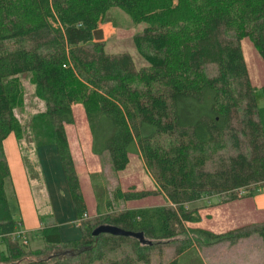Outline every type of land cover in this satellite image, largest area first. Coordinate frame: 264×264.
Segmentation results:
<instances>
[{
    "label": "trees",
    "instance_id": "obj_1",
    "mask_svg": "<svg viewBox=\"0 0 264 264\" xmlns=\"http://www.w3.org/2000/svg\"><path fill=\"white\" fill-rule=\"evenodd\" d=\"M112 8L145 25L133 45L146 65L136 68L128 54H105L99 25ZM243 43L251 44L264 68V0H0V235L17 223L5 190L10 170L4 141L22 135L15 115L23 106L22 75L29 76L45 107L31 118L37 147L56 148L76 220L88 210L66 132L75 123V107L83 112L93 154H106L114 172L139 155L167 200V205L105 215L95 227L83 220L81 240L58 250L77 256L50 264H150L151 250L173 243L187 233L186 225L200 222L191 204L212 196L238 200L264 187V82L254 83ZM210 65L216 67L212 77ZM230 149L234 155L205 171ZM145 194L115 193L123 201ZM104 225L142 233L152 245L95 234ZM248 227L218 235L197 232L211 242L235 243L253 234L264 241V224ZM36 236L50 246L61 243L54 225ZM4 242L3 264H49L39 261L46 250L28 252L19 243ZM126 243L135 259L103 263L106 253ZM190 246L183 241L177 255Z\"/></svg>",
    "mask_w": 264,
    "mask_h": 264
},
{
    "label": "rangeland",
    "instance_id": "obj_2",
    "mask_svg": "<svg viewBox=\"0 0 264 264\" xmlns=\"http://www.w3.org/2000/svg\"><path fill=\"white\" fill-rule=\"evenodd\" d=\"M99 28L106 37L105 40H102L106 55L128 54L133 59L136 68L146 65L133 45L134 36L143 31L145 28L144 24H133L123 11L118 8H112L104 16ZM242 47L244 60L254 78V83L260 86L264 82V68L261 61L251 44L243 43ZM207 73L211 77L215 76L216 67L208 66ZM19 79L22 84L24 99L23 106L15 111V115L21 124L22 135L17 140L9 138L4 144V149L8 162L13 166V154L16 152V147L18 148L28 177L31 195L36 202L39 197L43 200V195L46 192L45 185L52 190L61 187L64 184V174L56 148L54 146L37 147V142L31 129V118L34 114L44 111L45 107L35 97L34 87L29 83V76L22 75ZM73 113L75 123L67 127L66 132L75 172L80 184V191L84 196L88 210L87 214L84 215V221L95 227L100 222L101 217L105 215H116L130 208L167 205L164 194L159 192V188L147 172L139 155L130 156L129 164L124 171L114 172L106 154L101 157L93 154L89 128L80 107H75ZM38 148L41 149L39 150ZM234 154L233 149L221 152L219 156L214 158L213 162L206 165L205 171H213L214 163L219 158H227ZM41 167L43 168L44 176L42 175ZM13 174L15 182L18 176L17 171L16 173L13 171ZM45 176L47 177V182L44 181ZM42 185L43 189H41ZM13 190V186L8 181L6 194L11 204L14 200ZM117 191L123 193L142 192L146 194L141 199L123 201L116 198L115 193ZM259 196H264V187H260L252 196H246L241 200L222 202L221 198L212 196L191 204L189 206L190 209H198L201 217L200 222L186 225L187 233L176 237L173 243L164 244L162 242L160 246L151 250L149 253L150 264H167L174 259H176V264H264V241L256 234L231 243L227 240L211 242L204 235L197 232L202 230L218 235L220 231L224 234L248 226L251 228L255 224L257 226L264 224V201H260ZM259 201L260 204H258ZM42 205V210L48 209L46 202ZM64 209L65 218L63 220L65 221L68 217L65 205ZM79 221L76 220L74 224L72 219H70L65 227H80L81 223ZM22 230L29 237L30 244L28 243L29 247L27 246L26 251L29 248L38 247L39 242L35 239L36 235H31L25 229ZM1 241L0 248L6 253L5 243H3V240ZM183 241H187L191 246L183 255H177V247L181 246ZM58 250H46V255L42 258L56 253ZM125 257L135 259L129 243L122 245L121 249L117 251L106 253L103 263L111 260H121ZM258 258H260L259 261ZM55 260H50L49 264ZM94 264H100V262ZM135 264L143 263L136 262Z\"/></svg>",
    "mask_w": 264,
    "mask_h": 264
},
{
    "label": "crops",
    "instance_id": "obj_3",
    "mask_svg": "<svg viewBox=\"0 0 264 264\" xmlns=\"http://www.w3.org/2000/svg\"><path fill=\"white\" fill-rule=\"evenodd\" d=\"M105 39H106L105 34L102 32V40H105ZM9 138L14 139L13 136H10L4 141V144ZM38 149L40 150L41 148H38ZM4 152H5V149H4ZM5 156H6L7 164L10 170V178L8 181L10 182V185H12L14 188L13 203L11 204L9 201L10 209H11L12 214L14 215V219L21 223V229H25L29 231L31 235L38 234V232L41 231V229H43L45 225L57 226L60 240H61V243L59 245L50 246L49 244H45L39 237L36 236L35 239L38 240L39 246L34 249L29 248L28 252L36 251V250L50 251L51 247H55L54 249L60 250V248L63 245L81 240L82 233H81L80 227L76 225H75L76 227H65L67 221H69L70 219H72V222H74V224L76 221V216L74 213V208H73L70 193H69L66 181H65V177H64V184L61 187H58L56 190H52L44 184L46 192L43 195V200L40 199L39 197L37 198L35 202L34 197H32L31 195L32 193L30 191L28 177L24 169V166L22 163V156L18 148L16 147V152L13 154V157H14L13 166L10 164V162H8V157L6 153H5ZM41 169H42V175L44 176L43 168L41 167ZM13 171H15V173L17 171V175H18L17 176L18 180L16 179L15 182L13 180L14 178ZM46 178L47 177L45 176L44 178L45 182H47ZM8 181H6L5 183V190H6V185ZM41 189H43V185L41 186ZM241 199H238V200H241ZM259 200L264 201V196H259ZM221 201L225 202L227 200L226 199L224 200V198H221ZM260 201L258 202V204H260ZM45 202L48 204V209L42 210L43 208L42 204ZM64 205L67 207V212H68V215H67L68 217L65 221L63 220L65 218ZM259 210H261V208H259ZM218 234H222L221 231ZM1 240H3V243H5L4 238H0V243L2 242ZM5 249H6L5 250L6 253L2 251V249L0 248V255L8 254L6 243H5ZM185 252H183L181 255H183ZM248 255H251V254H248ZM259 260L260 258H258V261ZM0 264H3V263L0 262ZM69 264H78V263L73 261V262H70Z\"/></svg>",
    "mask_w": 264,
    "mask_h": 264
},
{
    "label": "water",
    "instance_id": "obj_4",
    "mask_svg": "<svg viewBox=\"0 0 264 264\" xmlns=\"http://www.w3.org/2000/svg\"><path fill=\"white\" fill-rule=\"evenodd\" d=\"M99 233H108L114 236L131 237V238L138 240L142 245H149V246L152 245V242L149 240H146L142 233L125 232L117 227L105 226V225L100 226L95 231V234H99ZM76 256H77V253L75 251L66 249V250L58 251L56 253L48 255L45 258H39V261L44 262V261H50L52 259L62 261L64 259L66 260L73 259ZM10 264H18V262L10 263Z\"/></svg>",
    "mask_w": 264,
    "mask_h": 264
},
{
    "label": "built area",
    "instance_id": "obj_5",
    "mask_svg": "<svg viewBox=\"0 0 264 264\" xmlns=\"http://www.w3.org/2000/svg\"><path fill=\"white\" fill-rule=\"evenodd\" d=\"M244 194L243 191H240L238 193V196H242ZM84 219V218H83ZM82 220H80L79 222L81 223ZM0 238H6L7 240H9L12 243H19L21 246H28L29 243V237L26 235V233L21 229V223L17 221L16 226L14 228V230L11 233L8 234H3L0 236Z\"/></svg>",
    "mask_w": 264,
    "mask_h": 264
}]
</instances>
